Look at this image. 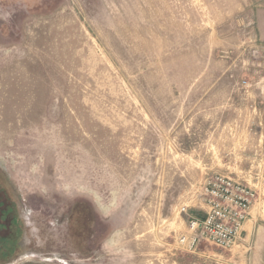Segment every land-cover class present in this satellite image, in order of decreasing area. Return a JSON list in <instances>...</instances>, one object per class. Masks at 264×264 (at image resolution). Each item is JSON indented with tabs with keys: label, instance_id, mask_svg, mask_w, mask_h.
Listing matches in <instances>:
<instances>
[{
	"label": "rangeland",
	"instance_id": "374dc122",
	"mask_svg": "<svg viewBox=\"0 0 264 264\" xmlns=\"http://www.w3.org/2000/svg\"><path fill=\"white\" fill-rule=\"evenodd\" d=\"M216 174L258 197L190 252ZM4 211L0 264H264V0H0Z\"/></svg>",
	"mask_w": 264,
	"mask_h": 264
},
{
	"label": "built area",
	"instance_id": "2783aa9c",
	"mask_svg": "<svg viewBox=\"0 0 264 264\" xmlns=\"http://www.w3.org/2000/svg\"><path fill=\"white\" fill-rule=\"evenodd\" d=\"M257 197L251 185L216 174L207 182L201 197L205 214L190 217L188 230L180 235L179 244L190 252L196 251L204 241L223 249L233 247ZM182 211L186 212L187 208L184 206Z\"/></svg>",
	"mask_w": 264,
	"mask_h": 264
},
{
	"label": "flooded vegetation",
	"instance_id": "af4514ba",
	"mask_svg": "<svg viewBox=\"0 0 264 264\" xmlns=\"http://www.w3.org/2000/svg\"><path fill=\"white\" fill-rule=\"evenodd\" d=\"M7 212L4 211L2 213H0V240L2 242H4V244L0 245V250H1V247L3 248V251L4 250H7L9 247L12 246V243L14 242L15 240V231H14V228L12 226H8L6 223H5V220L7 218ZM3 230L6 231L5 232H2ZM8 231V232H7ZM9 250V249H8ZM12 264H33L31 263L30 261H18V262H14Z\"/></svg>",
	"mask_w": 264,
	"mask_h": 264
}]
</instances>
